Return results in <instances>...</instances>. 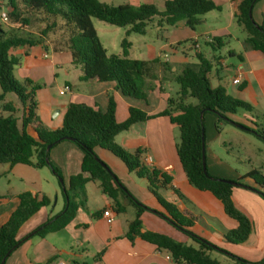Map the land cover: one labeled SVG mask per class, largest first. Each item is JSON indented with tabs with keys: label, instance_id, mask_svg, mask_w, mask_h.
<instances>
[{
	"label": "trees",
	"instance_id": "obj_1",
	"mask_svg": "<svg viewBox=\"0 0 264 264\" xmlns=\"http://www.w3.org/2000/svg\"><path fill=\"white\" fill-rule=\"evenodd\" d=\"M238 13L236 22L245 30L247 36L245 47L261 52L264 55V25L253 16V9L260 0H237ZM12 10L9 18L13 22L25 25L36 22L41 26L40 35L48 36L60 32L67 48L71 52L74 65L80 66L83 74L81 80L87 83L115 81L117 88L126 96L145 99L147 96V78L150 62L129 57L131 43L125 37L122 40L120 55H108L101 43L93 24L99 19L117 27H128L129 33L146 34L152 26L159 28L175 26L185 22L195 29L201 17L221 7L212 0H167L163 10L156 5H113L101 0H9ZM29 18H22L23 16ZM41 40L17 33L7 35L0 25V102L3 112L0 114V165L27 164L35 168L49 167L58 178H63L61 171L50 160L49 145L54 147L60 142L71 141L82 152L81 173L72 175L68 186L60 182L65 196L63 210L52 216L40 228L25 238L18 239L21 226L34 216L41 208L49 206L51 200L46 195L25 191L19 195V205L9 219L0 226V264L8 258L27 238L44 237L50 232L63 229L74 217L77 209L85 204L83 190L87 183L98 181L102 192L113 202L117 214L125 212L128 206L135 209V217L129 223L126 236L130 240L141 237L160 250L170 253L176 264H264L251 262L232 254L209 240L197 235L192 228L199 217L176 203L165 199L160 189H171L181 199L185 196L172 183V176L156 167H149L143 162L144 149L138 148L133 153L127 152L116 143V136L138 122L158 116H168L172 123L179 127L180 135L177 152L185 174L191 185L199 190L212 192L222 203L225 212L238 222L237 228L225 233L233 243L245 242L252 230L250 218L241 211L233 201V189L236 185L254 189L264 198V175L257 169L240 178L228 181L205 172L203 150L205 144L204 116L213 112L217 115V127L224 122H233L230 118L241 110L254 111L247 101L228 93L225 87H214L210 74L212 60L198 53L197 63H188L176 78L179 86V97L169 98V106L156 115H148L138 108H130V114L124 122L116 120V103L111 97L108 109L103 112L98 106L70 103L64 115L63 125L56 129H47L37 114L36 92L40 84L27 78L20 81L14 70L19 59L10 54L11 49L25 45H35ZM213 52L225 45L224 38L215 37L208 42ZM8 94H14L21 103L22 113ZM186 97H193L196 104L186 102ZM28 128L32 129L30 133ZM264 139V130H252ZM51 147V148H52ZM103 148L121 159L126 167L139 178L147 181L149 191L156 197L164 209L158 212L178 230L187 234L191 243L180 242L169 235L143 231V213L149 209L139 202L97 155L96 149ZM49 158V162L47 161ZM250 180L253 186L248 184ZM60 181V180H59ZM65 189V190H64ZM222 253L228 258L223 262L214 256ZM100 255V254H99ZM7 260V259H6Z\"/></svg>",
	"mask_w": 264,
	"mask_h": 264
},
{
	"label": "crops",
	"instance_id": "obj_2",
	"mask_svg": "<svg viewBox=\"0 0 264 264\" xmlns=\"http://www.w3.org/2000/svg\"><path fill=\"white\" fill-rule=\"evenodd\" d=\"M101 1L113 5L151 3L159 10H163L167 0ZM212 1L221 9L203 15L201 23L195 29L190 28L185 22L163 28L150 27L142 36H147L150 31H153L157 41L164 35L167 36V41L159 47L146 43L141 50V58L132 56L133 41L130 38L135 33H129V28H125V37L131 43L129 57L150 62L145 99L124 95L117 88L115 81L87 83L81 80L83 71L80 66L73 64L71 52L60 32H53L42 37L37 30L30 31L29 25L23 27L20 21L10 20V30H4L7 35L15 29L25 30L32 32L35 38L41 40L40 43L32 46L25 45L11 49L10 54L19 59V64L14 70L15 76L21 81L29 78L41 85L36 92L37 114L47 129H56L63 125L64 115L70 103L98 106L105 112L111 97L116 103V120L121 123L128 119L132 107L143 110L148 115H156L169 106V98L179 97L180 86L176 90L172 80L176 79L182 73L184 66L190 62L186 55L178 53L183 47L182 43L187 42L191 49L195 50L196 56L202 53L206 58H212L214 55L217 57L214 61L219 68H215L216 71L213 73V66L210 74V78L213 75L218 79L217 85L212 83L214 87L219 85L225 87L228 93L249 102L254 107V111L264 117V55L259 51L246 48L244 40L247 34L240 39L239 30L234 28L237 23L235 15L238 13L239 2L237 0ZM8 6L9 10H12L10 5ZM253 16L258 23L264 25V0L256 3ZM211 17L217 18V25L209 22ZM202 26L206 28L201 30ZM243 31L246 33L245 30ZM208 37L212 39L222 37L225 45H230L231 40L235 39L240 44L241 50L229 49L228 55L237 58L238 61L233 63L223 55H219L218 51L213 52L212 47L207 44L211 42ZM195 42L199 44L201 42L198 49L194 47ZM167 47L176 53L170 54L168 60L165 59V66L156 68L154 63L160 64L161 56L165 55ZM238 66H241L244 73L243 83L235 85L231 81L225 84L219 69L229 68L234 77ZM65 86H69L71 91L61 94L60 91ZM185 100L188 102L187 97ZM0 109H2L1 114L2 102H0ZM28 131L31 133L32 129L28 128ZM179 135V127L172 123L168 116H158L135 123L129 129L119 133L115 140L119 146L130 153L138 148L144 149L142 159L147 166L156 167L172 176L173 185L180 190L185 199H181L171 189H160L159 192L168 201L176 203L199 217L198 223L192 228L193 232L241 258L251 262L261 261L264 258V198L254 189L238 185L234 187L233 201L250 218L253 230L243 243L229 241L225 233L237 228L238 222L225 212L223 203L212 192L199 190L191 185L177 152ZM96 153L114 170L129 192L149 208L142 215L143 231L160 232L180 242L191 243L187 234L178 230L158 213H164V209L149 191L145 179L137 177L109 150L97 148ZM82 157V152L71 141L60 142L51 148L50 160L61 171L66 186L72 175L81 173ZM212 174L233 180L241 177L239 174L236 177H228L223 173ZM247 183L253 186L250 180ZM25 191L37 193L40 196L46 195L51 200V204L41 208L21 226L18 239L32 234L49 218L60 213L65 205L63 188L60 186L58 176L51 168H35L27 164L0 165V226L18 207L19 195ZM82 195L85 196V204L77 209L75 217L63 229L50 232L44 237L27 238L11 253L5 264H56V258L62 254L68 255L69 262L60 260L58 264L61 262L65 264H176L166 250L158 249L141 237L130 240L126 236L129 223L135 217V209L128 206L125 212L117 214L113 209L112 200L102 192L98 181L87 183ZM106 209H112L114 212L115 218L112 223L103 216V211ZM217 253L222 256L217 257L218 259L228 262L225 255ZM88 259L92 260L91 263H88Z\"/></svg>",
	"mask_w": 264,
	"mask_h": 264
},
{
	"label": "rangeland",
	"instance_id": "obj_3",
	"mask_svg": "<svg viewBox=\"0 0 264 264\" xmlns=\"http://www.w3.org/2000/svg\"><path fill=\"white\" fill-rule=\"evenodd\" d=\"M0 1L3 2L4 4V8L0 9V12L2 10L9 12L10 11L8 6L9 0H0ZM22 18H29V17L24 15ZM209 22L213 25H217L218 20L217 18L211 17L209 19ZM93 24L98 33L101 43L107 50L108 55H112V54L120 55L122 52L121 43L125 37V28L110 25L96 18L93 19ZM0 25L3 28V30L5 31L10 30V26H9L10 21L5 22L2 19H0ZM24 25L25 24H23V27ZM29 27H30L29 28L30 31L35 29L37 30V32L40 33L41 26L38 25L36 22L32 21ZM205 28L206 27L202 26L201 30H204ZM234 28L239 30L240 39L241 37L246 36L245 35L246 33H244L243 31L244 29L242 27H239L237 23H235ZM30 31L15 29L13 31H10V33L11 34L17 33L21 36L35 37V34H33ZM130 40L133 41L132 56L136 58H141L142 56L140 53L141 50L144 49L146 43L155 44L157 47H159L160 44H163L167 41V36L164 35L163 37H159V41H157L155 33H153V31H150L149 35L147 36L134 34L132 35ZM61 41H62L61 43L63 44L64 43L63 40ZM182 46L183 47L179 49L178 53L181 55H186V57L190 61L189 63H197L198 59L197 56L195 55L196 54L195 50L191 49V47L187 44V42H183ZM229 49H235L236 51H240L241 50L240 44L235 39H233L231 40L230 45L229 44L224 45L222 48L218 50L219 55H223L225 58H227L229 61L233 63L237 62L238 61L237 58L234 57L232 58L228 55ZM165 51L166 53L169 54V58H170V54L172 55L176 53L173 52L170 47H167ZM161 57L162 58L160 64L158 62L154 63L156 68H158L159 66L166 65L164 56L162 55ZM212 62L214 66V70H213L214 73L216 71L215 68H219V65H217L214 60H212ZM219 70L221 71L222 78L225 84L231 83L233 79L232 71L229 70V68L227 69L220 68ZM211 78L213 85H217L218 79H216L213 75L211 76ZM172 82H173V86L177 90L179 88V84L177 80L173 79ZM235 89L237 88L235 87ZM228 90L230 92V89ZM7 100L14 101L18 109L17 116H21L22 107L16 95L8 94ZM188 103L196 104L197 100L193 97H189ZM0 110L2 111V109ZM230 118L233 121V123L224 122L221 123L219 127H217L218 118L215 113L209 112L204 116L205 144H206L205 160L209 173L213 176L215 175L212 173H221V174L223 173L225 175H228V177H232V176L236 177L238 174L241 176L245 175L246 173L250 172L252 168H254L260 171L264 175V139L257 136L254 132L248 130V129L264 130V117L260 116L255 111L249 112L246 110H241L236 114H232ZM238 124L241 126H237ZM109 168L117 176V174L110 166ZM219 178L233 180L231 178H223V177H219ZM214 255L215 257L221 256L217 252H215ZM60 260L69 262L68 255L62 254L61 256H58V258H56L55 260L56 264H58ZM90 261L92 260L88 259V263H91Z\"/></svg>",
	"mask_w": 264,
	"mask_h": 264
},
{
	"label": "built area",
	"instance_id": "obj_4",
	"mask_svg": "<svg viewBox=\"0 0 264 264\" xmlns=\"http://www.w3.org/2000/svg\"><path fill=\"white\" fill-rule=\"evenodd\" d=\"M2 8H4V4H3V2L0 1V9H2ZM0 19H2L5 22H9L10 21L9 12L2 10L0 12ZM208 40L211 41V42L213 41V39L212 38H209V37H208ZM194 47L198 49L200 47V44L198 42H195ZM164 58L166 60H168L169 59V54L168 53H165ZM243 80H244L243 70H242L241 66H238L235 69V76L233 77L232 82L235 85H241L243 83ZM69 91H71V88L69 86H65L60 91V93L61 94H65L66 92H69ZM103 216H104V218L109 223H112L114 221V218H115L114 212H113L112 209H106V210H104L103 211ZM60 264H65V263L64 262H61Z\"/></svg>",
	"mask_w": 264,
	"mask_h": 264
},
{
	"label": "water",
	"instance_id": "obj_5",
	"mask_svg": "<svg viewBox=\"0 0 264 264\" xmlns=\"http://www.w3.org/2000/svg\"><path fill=\"white\" fill-rule=\"evenodd\" d=\"M238 126H241V125L238 124ZM51 147H52V145H49V146H48V149H51ZM203 155H204V159H203L204 170H205V172H207L208 169H207L206 160H205V149L203 150ZM47 161H48V162L50 161L49 158H47ZM54 172H55V171H54ZM59 180H60L61 183H64L63 178H60ZM228 181L231 182V180H228ZM231 183H234V182H231ZM64 190H65V189H64ZM12 250H13V249H11V250L9 251V254L12 253ZM6 259H7V258L4 259V261L2 262V264H5Z\"/></svg>",
	"mask_w": 264,
	"mask_h": 264
}]
</instances>
